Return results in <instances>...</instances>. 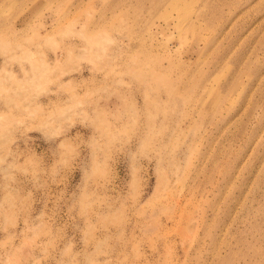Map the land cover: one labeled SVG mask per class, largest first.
<instances>
[{
	"label": "rangeland",
	"instance_id": "rangeland-1",
	"mask_svg": "<svg viewBox=\"0 0 264 264\" xmlns=\"http://www.w3.org/2000/svg\"><path fill=\"white\" fill-rule=\"evenodd\" d=\"M0 264H264V0H0Z\"/></svg>",
	"mask_w": 264,
	"mask_h": 264
}]
</instances>
